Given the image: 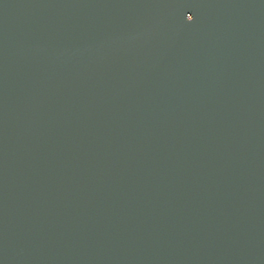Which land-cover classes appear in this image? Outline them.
<instances>
[{
  "label": "water",
  "instance_id": "obj_1",
  "mask_svg": "<svg viewBox=\"0 0 264 264\" xmlns=\"http://www.w3.org/2000/svg\"><path fill=\"white\" fill-rule=\"evenodd\" d=\"M0 264H264V0H0Z\"/></svg>",
  "mask_w": 264,
  "mask_h": 264
},
{
  "label": "snow or ice",
  "instance_id": "obj_2",
  "mask_svg": "<svg viewBox=\"0 0 264 264\" xmlns=\"http://www.w3.org/2000/svg\"><path fill=\"white\" fill-rule=\"evenodd\" d=\"M178 3H179V0H178ZM187 20H188L189 22L193 21V16H192V15H188V16H187Z\"/></svg>",
  "mask_w": 264,
  "mask_h": 264
}]
</instances>
